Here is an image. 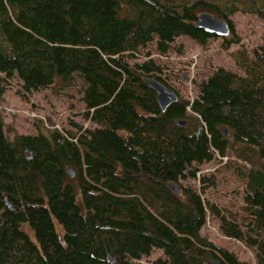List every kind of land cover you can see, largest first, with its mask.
Here are the masks:
<instances>
[{
	"label": "trees",
	"instance_id": "1",
	"mask_svg": "<svg viewBox=\"0 0 264 264\" xmlns=\"http://www.w3.org/2000/svg\"><path fill=\"white\" fill-rule=\"evenodd\" d=\"M202 12L228 23L225 50L240 42L235 13L264 27V0H0V105L14 75L22 96L78 77L92 125L10 141L0 113V264H249L200 234L208 218L264 264V166L251 160L264 162V38L230 54L237 72L217 69L165 111L144 82L166 86L160 66L134 62L150 44L164 54L181 36L217 39L197 28ZM187 110L196 123L176 126ZM229 150L252 165L234 168L244 186L224 205L204 200L220 177L199 167ZM186 179L199 191L169 188Z\"/></svg>",
	"mask_w": 264,
	"mask_h": 264
},
{
	"label": "rangeland",
	"instance_id": "2",
	"mask_svg": "<svg viewBox=\"0 0 264 264\" xmlns=\"http://www.w3.org/2000/svg\"><path fill=\"white\" fill-rule=\"evenodd\" d=\"M233 24L236 36L240 38L239 44H232L229 50L222 47L223 39H210L204 47L199 46L187 37H178L170 49L161 54L155 50V45L150 44L140 50L134 62L140 63L152 59L161 68L157 76L173 90L180 100L192 102L198 97V85L206 80L214 71L223 68L237 72L230 54L242 50L251 53L264 38L262 22L255 16L237 12L229 17ZM228 36H231L229 34ZM149 54V55H147ZM85 85L75 77L70 87L60 88L58 83L53 88L39 92L28 93L24 96L21 92V82L16 75L9 81L0 105V113L4 122L5 136L13 141L18 135H35L57 130L63 134H81L91 128V124L83 117L82 91ZM188 112L190 119H184L191 125L195 124L193 117L196 115ZM253 155V154H252ZM223 160L219 156L199 167L198 175H206L219 171L220 183L201 197L209 202L224 205L233 196L232 191L237 188L241 191L244 182L234 172L235 167H240L247 172L252 165L236 158L233 151H227ZM254 168L264 166V162L257 158L252 159ZM224 164L228 169H224ZM177 185V184H176ZM191 188L199 191L198 179H186L177 186ZM34 240L33 233L26 226L23 228ZM59 232V230L57 229ZM200 234L214 245L224 247L234 252L239 260L254 264L253 253L247 250L240 242L223 237L208 218ZM162 257L160 250H154L151 255L142 260L152 262Z\"/></svg>",
	"mask_w": 264,
	"mask_h": 264
},
{
	"label": "water",
	"instance_id": "3",
	"mask_svg": "<svg viewBox=\"0 0 264 264\" xmlns=\"http://www.w3.org/2000/svg\"><path fill=\"white\" fill-rule=\"evenodd\" d=\"M196 26L205 33L215 35L218 38L227 37L230 34L229 25L224 19L217 18L207 12L198 14ZM144 82L155 91L156 101L161 111H165L169 105L178 101L179 98L177 94L170 88L164 86L161 82L150 78H145ZM175 124L178 127H185L189 122L179 119L175 121ZM221 130L226 136L228 135L227 129L222 128ZM67 172L70 176H73L71 169H67ZM169 188L175 192V194H180V190L175 183L169 184Z\"/></svg>",
	"mask_w": 264,
	"mask_h": 264
},
{
	"label": "built area",
	"instance_id": "4",
	"mask_svg": "<svg viewBox=\"0 0 264 264\" xmlns=\"http://www.w3.org/2000/svg\"><path fill=\"white\" fill-rule=\"evenodd\" d=\"M223 160H225V158H222Z\"/></svg>",
	"mask_w": 264,
	"mask_h": 264
}]
</instances>
